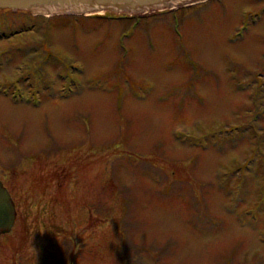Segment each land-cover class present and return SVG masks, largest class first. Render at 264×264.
Here are the masks:
<instances>
[{
    "label": "rangeland",
    "instance_id": "1",
    "mask_svg": "<svg viewBox=\"0 0 264 264\" xmlns=\"http://www.w3.org/2000/svg\"><path fill=\"white\" fill-rule=\"evenodd\" d=\"M0 177V264H264V0L0 8Z\"/></svg>",
    "mask_w": 264,
    "mask_h": 264
},
{
    "label": "water",
    "instance_id": "2",
    "mask_svg": "<svg viewBox=\"0 0 264 264\" xmlns=\"http://www.w3.org/2000/svg\"><path fill=\"white\" fill-rule=\"evenodd\" d=\"M199 1L203 0H0V8L22 9L37 13L76 11L90 14L111 10L133 14L175 8ZM15 221V203L0 179V229L11 230Z\"/></svg>",
    "mask_w": 264,
    "mask_h": 264
},
{
    "label": "flooded vegetation",
    "instance_id": "3",
    "mask_svg": "<svg viewBox=\"0 0 264 264\" xmlns=\"http://www.w3.org/2000/svg\"><path fill=\"white\" fill-rule=\"evenodd\" d=\"M1 179H2V181H3V185L10 191V189L8 188V186L6 185V183H5V181L3 180V178L2 177H0ZM10 193H11V191H10ZM11 196H12V193H11ZM12 199H13V196H12ZM3 234V233H5L4 231H3V229H0V234ZM14 263H16V261L14 262Z\"/></svg>",
    "mask_w": 264,
    "mask_h": 264
}]
</instances>
